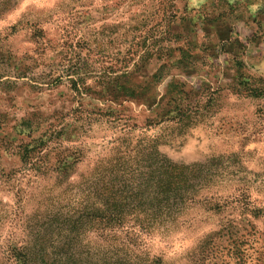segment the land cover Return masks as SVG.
Masks as SVG:
<instances>
[{
  "label": "rangeland",
  "instance_id": "obj_1",
  "mask_svg": "<svg viewBox=\"0 0 264 264\" xmlns=\"http://www.w3.org/2000/svg\"><path fill=\"white\" fill-rule=\"evenodd\" d=\"M142 2L143 0H133L132 3L129 0H113L112 3H108V0H34L31 4H17L3 17L15 19L17 24L11 25V30L6 35L0 30V174L8 179L25 174L47 179V170L60 172L58 167L65 163L67 165L70 158L75 162L74 152L86 155L83 147H76L79 131L77 126L82 128L81 121L103 111L93 105L104 104L108 99L118 102L124 95L130 94L126 91L129 88L132 92H140L141 89L132 88L122 79L123 74L114 73L118 71V65L123 63L127 66L126 61L132 55L133 47L137 50L155 49L160 53L155 55L156 60L166 58L176 69L175 75L169 72L173 79L168 86L191 93L188 102L184 101V107L187 103L190 104V113L187 115L192 113V116H201L203 119L201 107L205 114L211 111L215 115L213 109L224 112L220 120L227 121L226 131L223 128L213 130L211 126L195 130L196 135L203 139L204 145L211 141L224 152L240 149L239 152L232 151L229 160L236 167L237 173L246 174H234L230 178L231 184L238 185L234 192L231 184L225 189L226 195L231 193L234 198L221 197L212 208H204L202 211L193 209L192 216L198 223L200 232L212 237L210 264H231L232 259L236 258V264H244L243 249L249 239L256 235L261 217H264V207L261 206L264 204L261 199L264 191L256 185L255 180L248 178L253 174V154L258 151L256 148H249L250 144L257 143L251 137L257 135L260 131L258 125L264 121V108L254 109L252 102L264 98L250 97L249 87L248 95L244 96V100L249 101L247 109L233 106L217 109L215 102L219 97L214 94V85L209 81L219 79L213 70L220 71L217 63L221 57L225 61L224 78L227 80L232 77L238 90L243 89L245 84L251 85V79H256L247 71L246 59H250L247 53L251 49L264 43V7L260 6L261 0H254L247 9L254 11V15L246 16L241 11L239 0L231 5H228V0H223V10L207 16L201 8L193 5L192 0L184 3L182 8H178L173 0H167L163 15L149 27L157 13L138 11L137 5ZM26 15L32 18L25 23L22 20ZM197 33L202 34V40L197 37ZM129 41L133 44L124 49L122 56L119 49L122 45L129 44ZM172 42H175L174 48H156L158 43ZM113 51L115 55H112ZM101 53L110 57L114 63L101 70L103 83L97 81L98 87H93L87 82L91 79L88 75L92 69L90 61L93 56L100 57ZM144 56L151 63L153 56L148 51L144 52ZM144 56L141 57L142 60ZM96 63L100 61L96 60ZM205 69L209 80L202 84L196 80L190 84L193 77L200 75ZM109 72L113 75L109 76ZM177 76H187L188 80L177 79ZM73 81L78 83L79 89H75ZM196 84H201L203 91L197 89ZM216 91L220 89L216 88ZM233 97L239 99L236 92H233ZM161 101L163 103V98ZM132 102L135 110L140 111L141 105L135 100ZM116 117L117 113L110 108L104 112V119ZM249 125L254 130L251 136H244L243 141L237 139L249 130ZM145 127L152 130L147 123ZM133 131L139 135V125L133 126ZM117 140L119 143L113 150L118 159H123L119 153L133 150L132 143L128 137H117ZM95 143L91 137L87 139V144ZM70 145L73 147L70 148ZM246 148H249L247 161L242 155ZM23 150L33 151L28 163ZM175 155L172 153V156ZM195 155L196 145L193 141L185 147L184 156L192 158ZM107 156L104 153V157ZM97 158V154L92 152L82 166L95 163ZM42 169L45 171L42 172ZM260 175L259 172L255 173L257 180ZM210 211L212 216L207 217L206 213ZM220 217L227 220L226 227H220L217 223V218ZM118 232L120 235L115 238L119 243L113 251L120 255L122 263L126 262L123 261L127 259L125 256H132L131 261H135V264H144L132 251L137 247V235L144 232L142 228L138 224L129 223ZM144 242L154 249L161 243L158 235L149 236L147 233L144 234ZM188 243L190 241L183 242ZM181 246V241L177 239L173 251L179 252ZM152 264L163 262L156 257Z\"/></svg>",
  "mask_w": 264,
  "mask_h": 264
},
{
  "label": "clouds",
  "instance_id": "obj_2",
  "mask_svg": "<svg viewBox=\"0 0 264 264\" xmlns=\"http://www.w3.org/2000/svg\"><path fill=\"white\" fill-rule=\"evenodd\" d=\"M33 2L34 0H0V30L6 35L11 30V25L17 24V21L10 17L3 19L10 9L17 4L26 5ZM112 2L113 0H108V3ZM132 2L133 0H129V3ZM173 2L178 8H182L188 0ZM253 2L254 0H239L241 11L245 12L246 16L254 15V11H247L249 4ZM166 3L167 0H143L137 5V10L157 13V17L149 24V27H152L163 15ZM233 3H236V0H228V5ZM222 4L223 0H202V7L199 8L204 15L213 16L223 10ZM261 5H264V0H261ZM31 18L26 15L22 22L26 23ZM197 37L203 39L201 33H197ZM132 44L133 42L129 41V44L120 47L122 56L124 49ZM175 46V42L158 43L156 48L167 49ZM145 51L153 56L151 63L148 57L144 56ZM112 55H115V51ZM155 55H160L155 49L137 50L133 47L132 55L126 61L127 66L123 63L117 66L118 71L114 74H123L122 79L132 88H139L141 91L132 92L129 88L126 91L130 94L124 95L118 102L114 103L108 99L104 104L93 105L103 111L95 117H86L81 121L82 128L77 126L79 131L76 147H83L86 155L74 152L75 162L70 158L66 168L60 172L47 170V179L31 174L8 179L0 174V264H112L117 258L113 249L119 243H114L112 237L120 235L111 224L115 214L113 200L124 194H127L130 200L139 196L147 201L145 208L148 211L145 216L139 217L144 232L137 235V247L132 249L144 264H152L156 257H159L163 264H210L212 237L200 232L198 223L193 219L192 210L212 208L221 197L234 198L231 193L226 195L225 189L231 184L230 178L234 174H246L237 173L236 167L232 166L229 160L231 152H239L240 149L224 152L211 141L205 146L203 139L195 133L196 129H208L209 126L213 130L223 128L226 131L227 121L220 120L224 115L223 111L213 109L215 115L211 111L205 114L201 107L203 119L196 115L190 120L182 117L168 118L164 106L171 107L168 100L173 88L168 84L176 69L166 58L156 60ZM247 56L250 57L246 59L247 71L256 78L251 79V86L259 94L260 90H264V43L251 49ZM96 60L100 63H96ZM90 63L92 69L88 75L91 79L87 82L93 87H98L97 81L103 83L101 70L114 61L101 53L100 57L93 56ZM224 63V58L221 57L217 63L220 71L213 70L219 79L213 78L209 81L214 85V94L219 97L215 102L216 108L233 106L247 109L249 101H245L244 96L248 95L249 85L245 84L243 89L238 90L232 77L226 80ZM170 71L173 75H169ZM205 73L207 69L193 77L190 84L196 80L201 84L209 80ZM108 75L112 76L113 73L109 72ZM85 78L87 79V76ZM176 78L188 80L187 76ZM201 84H196L195 87L203 91ZM216 88L220 91H216ZM233 92H236L239 99L233 97ZM133 100L141 105L140 111L135 110ZM252 104L254 109L264 108V99L253 101ZM157 105H160V108H157ZM109 108L117 113L116 118L104 119V112ZM162 120L164 122H161ZM145 123L151 125V131L145 127ZM135 125H139V135L133 131ZM248 127L249 130L237 139L243 141L244 136H251L254 130L250 125ZM258 127L260 131L251 137L257 143L249 145V148H256L258 151L253 154V174L248 178L255 180L256 185L264 191V121ZM89 137L96 141L94 145L87 144ZM117 137H128L132 148L136 147V140H140V148L136 151H121L119 156L123 159H118L113 150L119 143ZM193 141L196 145V155L186 158L184 149ZM249 148L244 149L242 153L246 161ZM92 152L98 156L96 162L82 166ZM104 153L108 154L107 158ZM172 153L176 155L172 156ZM43 171L45 169H42ZM256 172L261 173L258 180ZM187 173H192L189 185L191 191H188V196L178 195L175 190L169 194L168 185ZM237 186L231 184L233 192ZM261 199L264 200V196ZM261 206L264 207V204ZM224 215L226 216V213ZM206 216L211 217L212 212L206 213ZM130 223L135 224L136 221L130 219ZM217 223L220 227L227 226L224 217L217 218ZM145 233L149 236H159L161 243L158 248L149 247L144 242ZM177 239L182 243L179 252L173 251ZM184 241L190 243L183 244ZM243 252L244 264H264V217H261L256 235L249 239ZM225 259L228 257L225 256ZM236 259H232L231 264H236Z\"/></svg>",
  "mask_w": 264,
  "mask_h": 264
},
{
  "label": "trees",
  "instance_id": "obj_3",
  "mask_svg": "<svg viewBox=\"0 0 264 264\" xmlns=\"http://www.w3.org/2000/svg\"><path fill=\"white\" fill-rule=\"evenodd\" d=\"M73 84L75 86V89H79L77 82L73 81ZM248 85L250 87L248 91L250 97L255 99L264 98V90H260L259 94H257V91L253 89L250 84ZM190 95L191 93L183 92L181 89L178 88H173V91L168 100V105H170L171 107L168 108L167 105H165L164 107L165 114L168 116L169 119H173L175 117H182L185 120L192 119V113L191 115H187L188 113H190V104L187 103L184 107V101L188 102ZM161 122L164 121L162 120ZM147 126L151 127V125L149 124H147ZM137 144L138 146L133 148V151H136L140 148V140L137 141ZM32 152V150H23V155L24 158L27 160V163L28 159H30V155ZM137 154H139V152H137ZM65 168L66 163L63 166H59L58 171H62ZM191 178L192 173H187L181 179L176 180L172 184L168 185L169 194H171V192L175 190L178 195L184 194L185 196H188V191H191V189L189 188ZM186 202L187 200H185V203ZM146 203V199L141 198L139 196H134L131 200L129 199V196L127 194H124L122 197L117 196V198L113 200V208L115 210V214L112 216L111 219L112 227L115 230L119 231L121 228L126 227V225L130 223V219L135 220V224H138L140 226L139 217L145 216V213L148 211V209L145 208ZM140 227L144 231L143 226ZM115 237L116 235L112 237L114 243L117 241ZM114 253L116 254L117 258L112 261V264H135V261H131L132 256H125L127 259H123V261L126 262L122 263V258L119 259L120 255L116 252Z\"/></svg>",
  "mask_w": 264,
  "mask_h": 264
},
{
  "label": "snow or ice",
  "instance_id": "obj_4",
  "mask_svg": "<svg viewBox=\"0 0 264 264\" xmlns=\"http://www.w3.org/2000/svg\"><path fill=\"white\" fill-rule=\"evenodd\" d=\"M192 3L196 7H202V0H192ZM261 7H264V5H261Z\"/></svg>",
  "mask_w": 264,
  "mask_h": 264
}]
</instances>
